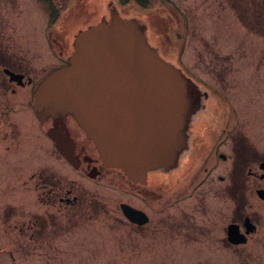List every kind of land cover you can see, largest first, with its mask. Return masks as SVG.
<instances>
[{
	"label": "flooded vegetation",
	"instance_id": "1",
	"mask_svg": "<svg viewBox=\"0 0 264 264\" xmlns=\"http://www.w3.org/2000/svg\"><path fill=\"white\" fill-rule=\"evenodd\" d=\"M255 1L252 10L245 1L233 15L205 16L198 24L200 37L191 47L187 15H162L170 9L168 5L132 15L142 20L150 44L166 60L179 63L189 79L184 145L177 163L173 168L148 172L143 181L131 180L119 169L106 166L71 115L41 119L35 112V87L48 72L67 64L72 50L71 43L61 36L62 29L49 28L45 43L26 46L10 43V33L0 29V155H11L15 150H10V145L21 140L17 130L29 134L30 142L41 149L21 150L20 154H34L15 156L16 160L12 157V174L0 176L3 181L15 178L39 207L36 211L24 208L21 213L17 204H0V222L6 231L3 238L19 246L18 252L25 257L36 255L38 246L44 252L49 247L45 243L48 233L70 234L71 228L95 221L102 225L103 193L116 191L118 195H112L117 220L132 235L174 245L166 252L169 259L183 250L230 264L236 250L252 244L260 245L264 253V144H255L249 137L247 120L242 119L235 99L238 95L246 110L254 105L264 111L257 95L244 93L242 87L247 84L241 78L245 75L251 85H260L258 93L264 98V0ZM112 8L110 1L105 2L99 20L108 19ZM73 16L78 19L80 15H63ZM164 27L168 46L161 38ZM167 48L173 51L172 60L164 57ZM189 50L194 55H188ZM98 187H102V201ZM127 195L148 206L127 200ZM151 196L161 204H153ZM218 201L225 207L219 205L210 212ZM128 208L142 212L146 221L137 220L138 215L135 221L130 219ZM207 215L220 222L215 223L213 217L215 224L203 227L201 221ZM81 253L74 251L78 256Z\"/></svg>",
	"mask_w": 264,
	"mask_h": 264
},
{
	"label": "water",
	"instance_id": "2",
	"mask_svg": "<svg viewBox=\"0 0 264 264\" xmlns=\"http://www.w3.org/2000/svg\"><path fill=\"white\" fill-rule=\"evenodd\" d=\"M112 15L75 36L69 65L38 85L35 108L40 117L72 113L106 165L143 181L148 171L176 164L188 81L148 45L136 20ZM126 213L134 221L141 216Z\"/></svg>",
	"mask_w": 264,
	"mask_h": 264
},
{
	"label": "rangeland",
	"instance_id": "3",
	"mask_svg": "<svg viewBox=\"0 0 264 264\" xmlns=\"http://www.w3.org/2000/svg\"><path fill=\"white\" fill-rule=\"evenodd\" d=\"M105 1L106 0H76L75 4L68 9L60 6V1H56V6L58 7V11H60V15H80L78 19L75 16H73V18L61 17L60 19L61 25L59 28L60 30L62 29L61 36L67 39L71 43V46L73 41V39H71L73 37L72 34L79 27H83L89 23L94 24L99 20V15H102ZM171 1L167 0V2L162 5L165 7L167 5L170 6V9L167 8V12L162 15H176L177 12H180L181 15L186 14L188 16L189 23L187 26V33L190 47L196 43L195 39L200 37L198 24L202 22L201 20L205 19V16L211 18L210 15H233L232 9L228 5L231 3L230 0ZM45 8V4L40 0H13V2L9 0H0V29H6L7 32L10 33L11 37H9V39L12 44L26 46V44L30 42L45 43L44 35L47 24V13ZM63 11H67V13L64 14ZM123 11H126V9ZM126 12H128V10ZM27 15L30 16L27 17ZM154 18L152 20H154ZM223 23H226V20H224ZM154 27H157V25H154ZM202 29L206 30V27H202ZM164 30L165 27L162 30L163 33L161 34V38L163 42H166L165 46H168L170 41L169 38H167L168 36L164 35ZM43 47L47 54L48 51L46 52L45 45H43ZM163 53L165 54L164 57L172 60L173 51H169L167 48ZM187 54L194 55L190 50ZM51 60V58L49 60L46 59L42 61V63L44 64ZM243 63L244 61L240 64ZM244 77L245 75L241 77L247 84V86L242 87L244 93L249 97L257 95L258 99L264 103L263 94L258 93L260 85H251V82L248 79H244ZM204 80H206V84L210 83L208 78ZM236 96L238 98L236 97L235 99L238 102L240 111L243 112L242 119L247 120V131L249 132L250 129L249 137L256 142L255 144H264V111L262 109L259 111L254 105H250V108L246 110V106L241 98L238 95ZM220 109L225 111L222 105H220ZM17 134L21 137V140L14 146L10 145V150L15 149L12 154L0 155V176H10L12 174V157L16 160L14 158L15 156L20 155L23 157L34 154V152L20 154L21 150H38L41 152V149L36 147L34 142H30L29 134L24 135L23 131L20 130H17ZM11 135L13 136L14 133ZM170 181L172 183V178ZM98 189L100 190V192H98L100 201H102V187H98ZM114 192L111 193L107 191L103 193L102 225L95 221L82 227H73L70 229V234L73 233L71 236L66 232L60 234L48 233V239L45 243L49 247L44 252H40L38 246L35 251L36 255H33L34 252L30 254L33 256L25 257L18 252L19 246H12L3 238V236L6 235V231H3L5 225L0 222V264H196L197 262L202 264H220L218 260L212 257L199 253H189L183 250L178 251L176 255H171L172 258L169 259L166 252L174 245L165 244V241H151L143 239L139 235L135 236L130 234L128 232L129 228L124 226L125 224H121L116 216H114L115 199L112 194L118 195L116 191ZM151 197L153 198V196ZM25 199L26 202L24 204H18L19 201L21 202ZM126 199L142 206L147 205L141 201H136L133 197L128 195ZM8 203L17 204L16 206L19 207L18 210L21 209V213L24 211V208L28 211H36L39 209L38 205L35 204L32 197H30L26 187L23 189L16 183L15 178L12 179L11 177L8 181L0 179V204L5 205ZM152 203L156 206L161 204L160 201H155V198H153ZM215 204L217 205L210 210L212 213L216 211V207L219 205L225 207L221 201ZM261 210L264 211V208ZM161 214L163 215L162 211ZM157 216H154V220L157 219ZM213 217L215 218V223L220 222L215 216L207 215L201 221L202 226L208 228L215 224L213 222ZM112 226L116 229L113 230ZM54 232L59 231L54 230ZM204 232L211 235L209 232ZM7 239L12 242V238ZM67 241H73L74 243L69 244ZM214 245L218 247L221 246L219 243H215ZM77 249L82 252L80 256L74 254V251ZM210 249L213 250V248ZM40 254L43 256H38ZM263 255L264 253L261 246L252 244L248 247L236 250L235 257L230 261V264H263ZM217 259L227 260L222 257H218Z\"/></svg>",
	"mask_w": 264,
	"mask_h": 264
},
{
	"label": "trees",
	"instance_id": "4",
	"mask_svg": "<svg viewBox=\"0 0 264 264\" xmlns=\"http://www.w3.org/2000/svg\"><path fill=\"white\" fill-rule=\"evenodd\" d=\"M245 1H247L249 3L250 8H252V6H254L256 4L255 0H250V1L249 0H230V2H231L230 5L233 6L235 9L241 8L245 4ZM236 3L239 5H237ZM252 9H254V7Z\"/></svg>",
	"mask_w": 264,
	"mask_h": 264
}]
</instances>
